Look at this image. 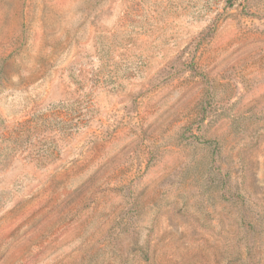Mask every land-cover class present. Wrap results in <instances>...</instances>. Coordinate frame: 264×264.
Listing matches in <instances>:
<instances>
[{"label": "rangeland", "instance_id": "obj_1", "mask_svg": "<svg viewBox=\"0 0 264 264\" xmlns=\"http://www.w3.org/2000/svg\"><path fill=\"white\" fill-rule=\"evenodd\" d=\"M239 194L264 0H0V264H264Z\"/></svg>", "mask_w": 264, "mask_h": 264}, {"label": "trees", "instance_id": "obj_2", "mask_svg": "<svg viewBox=\"0 0 264 264\" xmlns=\"http://www.w3.org/2000/svg\"><path fill=\"white\" fill-rule=\"evenodd\" d=\"M239 196L241 199V210L237 223L240 229L242 231H254L257 227L258 232L264 231V204H258L255 202L248 201L247 196H245V194H239ZM251 205L254 207L253 212L250 208ZM249 213H251V215Z\"/></svg>", "mask_w": 264, "mask_h": 264}]
</instances>
